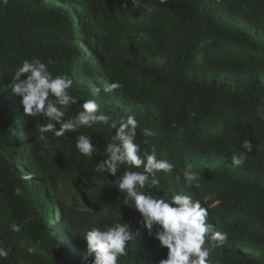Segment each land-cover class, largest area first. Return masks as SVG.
I'll return each mask as SVG.
<instances>
[{
    "label": "trees",
    "instance_id": "16d2710c",
    "mask_svg": "<svg viewBox=\"0 0 264 264\" xmlns=\"http://www.w3.org/2000/svg\"><path fill=\"white\" fill-rule=\"evenodd\" d=\"M124 2H0V246L9 252L0 264H81L87 228L139 220L115 178L94 171L103 157L78 153L76 133L42 141L36 128L46 120L24 115L9 84L20 63L33 58L51 59L54 76L73 80L78 103L67 117L87 99L113 121L135 114L141 150L154 146L174 165L157 174L161 187L200 200L214 231L227 233L210 264H264V119L257 112L264 106V0ZM114 80L122 87L104 93L101 86ZM143 128L155 133L147 145ZM79 131L98 147L114 134L107 125ZM241 152L245 163L233 166L231 154ZM186 166L198 173L200 188L177 178ZM29 173L30 181L21 179ZM62 186L74 191L73 202ZM12 223L21 232H12ZM126 251L118 264H158L166 255L146 231Z\"/></svg>",
    "mask_w": 264,
    "mask_h": 264
},
{
    "label": "clouds",
    "instance_id": "9594fccd",
    "mask_svg": "<svg viewBox=\"0 0 264 264\" xmlns=\"http://www.w3.org/2000/svg\"><path fill=\"white\" fill-rule=\"evenodd\" d=\"M0 2L6 4L7 0ZM164 2L166 0H161V3ZM138 3L139 0H125L123 6H136ZM52 63L51 59L47 63L39 58L23 60L11 75L9 87L20 98L24 115L46 120L36 128L42 141L48 140L47 134L61 138L76 133L77 152L89 158L94 155L103 157L95 163L94 171L115 178L116 189L122 193L124 204H131V208L139 214L136 226L121 217L111 224L87 228L82 237L86 250L81 264H118L119 259L127 255L129 242L142 240L145 231L158 241L161 248L166 249V255L158 264H210L212 249L223 246L227 233L214 231V226L208 222V209L202 206L200 200L183 191L169 194L161 187L157 174L172 172L174 165L158 158L154 146L150 151L141 150V145L136 142L139 122L135 114L121 117L118 122L113 121L100 111L95 99H87L76 115L67 117V109L78 103L77 98L70 94L73 80L65 74L54 76L48 67ZM121 87L122 84L114 80L103 84L101 89L104 93H111ZM257 112L264 119V106H259ZM94 125H107L114 130L110 141L103 147H98V142L94 143L96 138L79 131ZM141 135L147 145V138L155 133L143 128ZM242 147L250 153L253 144L246 139ZM247 153H232V165L242 166ZM177 178L183 179L185 188H200L198 173L191 167L181 169ZM21 179L30 181L32 176L29 173L22 175ZM22 194L21 187L14 189V195ZM10 228L12 232H21V225L17 223H12ZM38 243L36 247L27 249L29 254L38 250ZM8 255V250L0 246V258H7Z\"/></svg>",
    "mask_w": 264,
    "mask_h": 264
},
{
    "label": "rangeland",
    "instance_id": "374dc122",
    "mask_svg": "<svg viewBox=\"0 0 264 264\" xmlns=\"http://www.w3.org/2000/svg\"><path fill=\"white\" fill-rule=\"evenodd\" d=\"M61 191L64 195V198L69 202H73L74 200V191L70 188V187H67V186H62L61 187Z\"/></svg>",
    "mask_w": 264,
    "mask_h": 264
}]
</instances>
